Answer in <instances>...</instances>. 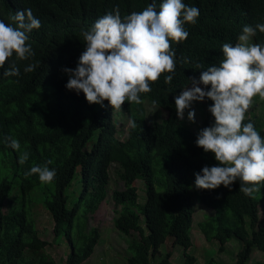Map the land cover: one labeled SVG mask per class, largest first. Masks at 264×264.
I'll use <instances>...</instances> for the list:
<instances>
[{
	"label": "trees",
	"instance_id": "obj_1",
	"mask_svg": "<svg viewBox=\"0 0 264 264\" xmlns=\"http://www.w3.org/2000/svg\"><path fill=\"white\" fill-rule=\"evenodd\" d=\"M152 2L0 0V20L6 24L15 26L10 16L26 9L40 21L28 34L35 55L20 61L14 54L0 69V264H85L100 241L89 220L108 196L114 207L112 225L127 237L124 264H174L169 253L159 251L166 240L183 249L180 264H194L195 258L186 253L194 201L213 212L198 223L205 240H215L219 252L232 238L239 243L233 264H247L253 249L264 253V183L251 197L239 190V180L229 188L198 190L194 174L217 165L213 154L195 143L199 131L214 123L208 111L212 101H202L203 116L193 130L177 118L175 109V97L192 80L219 66L223 44L235 45L245 26L264 24V0H183L197 7L199 16L194 24L184 25L186 40L170 42L175 73L150 83L151 92L140 96L146 105H122L119 113L128 122L124 139L107 101L89 104L82 92L66 88L69 76L63 69L77 67L85 49L82 32L114 9L123 19ZM155 2L159 11L163 0ZM252 41L264 45V33L257 30ZM13 63L19 76H3ZM30 64L37 65L35 70L25 72ZM167 75H173L171 83H165ZM147 106L164 111L165 117L148 123ZM249 122L264 138L263 122L245 118ZM9 137L19 142L18 150L9 146ZM25 152L28 159L21 163ZM37 165L55 170L52 182L26 174ZM111 177L121 188H109ZM135 181L143 184V204ZM38 210L52 224V243L36 229ZM52 245L60 247L64 260L57 262L45 252ZM203 264L224 263L207 259Z\"/></svg>",
	"mask_w": 264,
	"mask_h": 264
},
{
	"label": "clouds",
	"instance_id": "obj_2",
	"mask_svg": "<svg viewBox=\"0 0 264 264\" xmlns=\"http://www.w3.org/2000/svg\"><path fill=\"white\" fill-rule=\"evenodd\" d=\"M198 16L199 9L185 5L183 0H163L159 11L153 0L142 11L123 19L119 10L114 9L82 32L85 49L77 67L63 69L69 76L66 88L82 92L89 104L107 101L116 111H121L126 102L141 104V94L152 90L150 83L164 73H175V51L170 42L186 40L188 32L184 25L194 24ZM10 20L15 26L0 20V69L14 54L20 61L35 55L27 43L28 34L40 27V21L31 9L17 11ZM257 30L264 33V24L245 26L239 43L223 44L224 58L219 66L202 71L199 81L192 80V87L175 97L177 118L184 119L187 110L189 122H194L196 115L191 109L194 101H212L208 111L214 123L199 131L195 143L205 153L213 154L217 165L205 166L194 174L198 190L229 188L239 180V190L251 197L264 183V138L252 123H244L253 99H264V45L250 42ZM36 66L30 64L24 71L32 72ZM19 74L15 63L3 71L5 77ZM172 79L173 75H167L165 83ZM152 106L156 108L157 101H152ZM130 124L136 127L134 122ZM8 139L11 148H20L17 140ZM27 159L25 152L20 162ZM26 174H38L40 181L50 183L56 173L47 165H37Z\"/></svg>",
	"mask_w": 264,
	"mask_h": 264
},
{
	"label": "rangeland",
	"instance_id": "obj_3",
	"mask_svg": "<svg viewBox=\"0 0 264 264\" xmlns=\"http://www.w3.org/2000/svg\"><path fill=\"white\" fill-rule=\"evenodd\" d=\"M250 42L253 43L252 38ZM237 43H239V40L237 41ZM198 86L203 88V85ZM191 87L192 86H189L187 87V89H190ZM145 103L146 102H142L143 105H146ZM191 109H194L196 114L194 122L188 121L187 110L184 113L183 120L187 124L193 125L191 126V130H193L194 125L198 124L201 121L204 107L202 106V102L194 101L192 103ZM121 111L115 110L114 117L116 116V128L120 139H124L128 122L125 118L121 117V113H119ZM145 114L148 123L154 121L155 119H160L161 121L165 117L164 111H155L148 106L145 108ZM250 117H257L258 119H260L263 122L264 128V99H261L259 96L253 99L252 107L246 113L245 118ZM89 147L90 144L87 146V149H89ZM111 179L112 181L109 186L110 189L121 188L120 183H113L114 178L111 177ZM133 185L138 190V202L143 204L145 202V192L143 190V184L140 181H135ZM32 196L35 197L36 194H33ZM113 208V203L108 196L107 199L101 203L97 211L91 216L89 225L91 227L97 228L100 233V241L95 246L94 252L85 264H108L109 262L111 264H124L127 237L118 233L112 225L111 218L113 216ZM193 209V226L190 231L191 247L186 251V253L195 258L194 264H203V262L207 259H214L215 261L222 262L224 264H233L236 258V254L239 251V243L237 242V240L232 238L225 243L224 251L219 252L218 243L215 242V240H205V238L198 230V223L204 219V214L209 216L211 214L213 215V212L197 201H194ZM38 213L40 214V216L36 222V229L39 231L41 239L47 241L48 243H52V224L48 222V220H46L45 214L41 212V210H38ZM60 251V247H55L54 245H52L51 248L45 250V252L57 262L60 259L64 260V255ZM159 251L161 254L169 253L171 255L170 262L174 264H180L183 259V249L180 246H172L171 242H169L168 240H166L165 244L159 249ZM255 262L264 264V253H260L256 249H253L250 253L247 264H253Z\"/></svg>",
	"mask_w": 264,
	"mask_h": 264
}]
</instances>
